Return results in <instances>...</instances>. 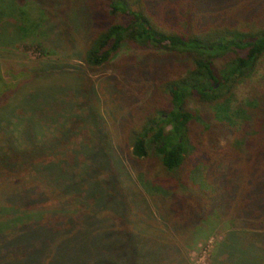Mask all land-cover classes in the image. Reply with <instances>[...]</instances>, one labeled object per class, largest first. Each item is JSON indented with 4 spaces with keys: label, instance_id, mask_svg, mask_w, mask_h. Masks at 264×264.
Segmentation results:
<instances>
[{
    "label": "trees",
    "instance_id": "1",
    "mask_svg": "<svg viewBox=\"0 0 264 264\" xmlns=\"http://www.w3.org/2000/svg\"><path fill=\"white\" fill-rule=\"evenodd\" d=\"M29 4L48 17L64 5L67 33L59 36L72 44L85 30L81 59L91 73L110 70L125 45L167 50L183 61L170 75L159 65L139 69L151 94L126 114L120 131L127 150L121 136L118 142L110 135L104 152L107 159L114 153L118 168L106 162L85 169L76 154L65 160L53 148L65 124L60 135L47 134L34 115L47 98L20 100L42 78L39 69L0 62V264H43L60 247L71 254L63 264H186L179 242L203 234L196 226L205 224L204 206L218 209L216 227L226 231L214 245L217 264H264V94L239 101L236 93L264 55V0H0V45L22 41L40 25L29 20ZM153 4H173L178 23L162 22L168 15ZM89 174L96 175L94 195ZM151 182L163 186L161 209H152ZM132 185L138 189L128 197ZM180 188L196 192L180 197ZM93 199L105 232L96 233L90 252L79 253L78 219Z\"/></svg>",
    "mask_w": 264,
    "mask_h": 264
},
{
    "label": "rangeland",
    "instance_id": "2",
    "mask_svg": "<svg viewBox=\"0 0 264 264\" xmlns=\"http://www.w3.org/2000/svg\"><path fill=\"white\" fill-rule=\"evenodd\" d=\"M153 5L155 7L154 12L159 15H168L163 17L162 22L167 21L166 23L174 25L178 23V19H171L173 4ZM57 8L64 9V5H59ZM60 9H56V13L48 17L40 12L37 5H27L29 20L36 21L40 25L22 41H18L14 45H0V62L3 66L4 61H11L18 67L33 66L39 69L36 73L42 75V78L38 79V83L32 84L37 89L31 87L33 91L28 92L26 97L21 96L20 100L35 101L33 99L37 100L40 95L47 98L48 102L43 100L35 105L33 108L34 115L45 125L47 134H51V131L55 130L60 135L61 131L59 130L62 129V124H65L67 131L63 140L60 139L58 145L55 144L53 147L58 148L63 159L68 160V154L74 153L77 157L75 164L78 163L83 169L89 166L105 165L106 162L110 163L113 168H118L116 165L118 161L114 153L107 159L104 152L110 148V135L118 142L121 136L122 150H127L126 132L120 131L125 125L126 114L135 106L143 103L145 98L151 94L152 82L144 79L143 76H138L139 69L151 70L154 66L159 65L163 72L170 75L176 69L175 64L181 63L183 58L178 60L181 55L174 57L163 49H140L132 45H125L114 58L110 70L102 74L91 73L81 59L82 51L85 48V40L83 39L85 30L82 29L74 36V43H65V39L60 38L59 33L61 30H63V34L67 33L61 29V26L65 28V21H68L69 17L67 12H60ZM65 17H68V20ZM43 51L44 54L46 52L45 55H42ZM45 68L47 69L44 70ZM6 78L10 79L9 76ZM236 93L239 101L264 94V55L259 59L253 74L238 85ZM27 104L25 105L27 106ZM28 107L31 108L30 105ZM189 107L196 108L197 104L190 101ZM29 108L27 109L28 115L31 116ZM69 114H71L70 117ZM104 134H107L106 138ZM50 154L46 152L49 159L53 156ZM123 158H125L124 155ZM123 162L128 164L126 160ZM86 177L88 195H94L96 193L94 188L96 175L89 174ZM123 179L124 177L120 181L121 185L128 186V181L124 182ZM153 186L160 189L154 191ZM132 187H129V196L127 194L126 196L130 197L137 191L138 188L135 185ZM162 187L157 182L148 183V189L153 190L151 195L149 194L155 202L152 206L153 210L154 206H157L158 209L163 208L159 201L157 202L163 193V191L161 192ZM139 189L148 196L144 187L141 186ZM191 192H196V189L180 188L176 194L181 197L183 195L188 196ZM100 197L102 196L99 195L98 198ZM83 199L86 201L87 198L84 196ZM92 205L90 213L86 217L82 215L83 218L78 219L77 229L79 230H77L78 237L75 246L79 253L87 250L90 252L91 243L93 244L96 233L105 232V219L103 218L102 221L101 218L98 219L99 201L95 203L93 199ZM175 205H178L176 209L182 210L180 203ZM108 207L106 210L110 211V204ZM213 209L211 206L201 208L202 212L207 214L205 224L200 222L202 224L199 225L197 223L198 215L192 217L191 222L197 223L196 227L203 234L193 236L189 234L186 236V241L179 242L185 248L186 264H211L214 245L225 236L226 231L216 227L218 218L215 215L219 211L216 209L215 213H212ZM144 218L143 220L146 221ZM81 222L88 223L90 226L85 228ZM158 222L161 223L160 221L156 223ZM96 227L100 228L97 229ZM214 227L216 228L211 229ZM60 248L62 250L58 249V253L56 252L53 258H47L41 263L63 264L68 255L71 254L67 249H63L64 247Z\"/></svg>",
    "mask_w": 264,
    "mask_h": 264
},
{
    "label": "crops",
    "instance_id": "3",
    "mask_svg": "<svg viewBox=\"0 0 264 264\" xmlns=\"http://www.w3.org/2000/svg\"><path fill=\"white\" fill-rule=\"evenodd\" d=\"M220 241H221V240H220ZM220 241H218V244L220 243ZM215 247H216V248H215V250H214V251H215V253H214V258H216L217 255H218L217 245H216ZM215 254H216V255H215ZM214 258H213V261H214L213 263H214V264H215V263L217 264V261L215 262V259H214ZM222 258H223V256L220 255L219 260L222 259Z\"/></svg>",
    "mask_w": 264,
    "mask_h": 264
}]
</instances>
